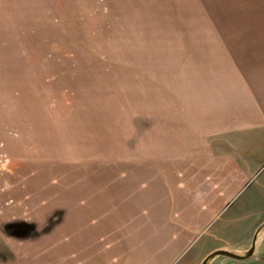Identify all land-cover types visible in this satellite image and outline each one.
Segmentation results:
<instances>
[{"label": "rangeland", "instance_id": "374dc122", "mask_svg": "<svg viewBox=\"0 0 264 264\" xmlns=\"http://www.w3.org/2000/svg\"><path fill=\"white\" fill-rule=\"evenodd\" d=\"M263 8L0 0V264L143 261L144 187L127 184L130 147L174 117L207 124L218 101L209 95L223 90L225 27Z\"/></svg>", "mask_w": 264, "mask_h": 264}, {"label": "crops", "instance_id": "0c3cea01", "mask_svg": "<svg viewBox=\"0 0 264 264\" xmlns=\"http://www.w3.org/2000/svg\"><path fill=\"white\" fill-rule=\"evenodd\" d=\"M241 14L225 27L223 90L209 95L218 101L207 124L174 117L130 147L127 184L143 179L147 248L135 264H264V8Z\"/></svg>", "mask_w": 264, "mask_h": 264}, {"label": "water", "instance_id": "95a60500", "mask_svg": "<svg viewBox=\"0 0 264 264\" xmlns=\"http://www.w3.org/2000/svg\"><path fill=\"white\" fill-rule=\"evenodd\" d=\"M252 248H250L248 251H247V255L251 254L252 252ZM214 254H225V255H229V256H233V257H236V258H239V257H242L243 255H238V254H235L233 252H230V251H227V250H218V251H215Z\"/></svg>", "mask_w": 264, "mask_h": 264}]
</instances>
